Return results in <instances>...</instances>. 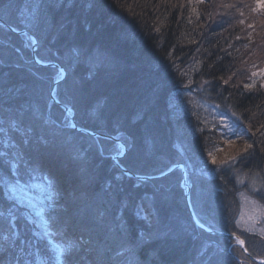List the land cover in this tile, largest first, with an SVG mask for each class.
I'll return each mask as SVG.
<instances>
[{
	"label": "trees",
	"instance_id": "16d2710c",
	"mask_svg": "<svg viewBox=\"0 0 264 264\" xmlns=\"http://www.w3.org/2000/svg\"><path fill=\"white\" fill-rule=\"evenodd\" d=\"M255 1L39 0L29 29L19 17L26 0H0V264L264 260V239L236 226V182L261 180L264 172V91L247 86L264 67V12ZM30 35L36 59H54L65 71L55 99L70 108L77 127L120 140L126 152L118 165L130 173L157 175L177 163L197 169L213 153L212 179L187 170L190 205L206 227L242 239L247 255L234 239L194 225L180 170L135 180L111 160L116 143L69 127L49 99L56 68L33 61ZM195 59L197 95L242 130L229 144L215 131L188 135L185 117L170 109ZM34 179L53 193L38 221L5 194ZM105 252L101 260L97 253Z\"/></svg>",
	"mask_w": 264,
	"mask_h": 264
},
{
	"label": "rangeland",
	"instance_id": "374dc122",
	"mask_svg": "<svg viewBox=\"0 0 264 264\" xmlns=\"http://www.w3.org/2000/svg\"><path fill=\"white\" fill-rule=\"evenodd\" d=\"M38 1L39 0H26L20 12L21 14L19 17L22 22L21 24L29 29L34 27V15L38 9ZM254 7L257 10L264 12V0H256L254 2ZM28 38L32 44V38ZM46 53L48 52L46 51ZM41 55L43 57L45 56L47 59L49 58V56L47 54L45 55V53H42ZM37 60L41 62L39 59ZM53 60L50 63H57V61ZM57 64L59 65V63ZM198 66L199 60L195 59L183 70L184 80L180 84L179 88L172 93L169 99L170 109L178 118L185 117L184 122H186V124L184 127H186L188 135H193L204 130L210 132L215 131L214 133L217 135L218 140L223 141L225 144H229L242 136V130L237 126L233 118L221 113L214 105L203 101L202 98L197 95L198 89L193 85V75ZM55 73L57 81L62 77V72L56 68ZM250 76L251 79L247 85L248 88L252 89L255 86H259L261 90L264 91V67L254 70ZM63 78H61L60 81H62ZM68 86L67 93L70 95V93H74L71 89V87H73L72 81L69 82ZM50 90L51 88L49 89V92ZM69 97L73 98L74 95ZM68 122L70 124L69 120ZM217 139L210 140L212 144L214 143L212 146H214L218 141ZM116 148L118 153L113 155H118L121 152V147L119 145L116 144ZM178 151L181 155H185L182 148L179 147ZM209 157V160H205V164H198L197 169L193 166H183L184 171L186 172V186H190L188 184L189 182H187V170H189L193 175L206 177L208 179H212L215 176L218 166L213 163V153H211ZM25 184L17 182L16 185L10 186L6 190L5 194L9 199L25 207L28 211V216L30 215L33 221H35V219L38 221L42 216V207L49 205L48 203L51 201L53 193L50 191L46 183L40 182L39 180L34 179L33 182H29L27 185ZM236 184L238 189L236 197L239 204V212L236 219L237 228L242 232L253 234L264 239V203H262V201H264V172L261 180L255 176L250 178L241 177L238 179ZM179 187L183 190L184 195L186 187L185 184L182 183L181 179ZM255 195H257L262 201ZM31 219L30 221H32ZM39 226L41 227L42 224H39Z\"/></svg>",
	"mask_w": 264,
	"mask_h": 264
},
{
	"label": "water",
	"instance_id": "95a60500",
	"mask_svg": "<svg viewBox=\"0 0 264 264\" xmlns=\"http://www.w3.org/2000/svg\"><path fill=\"white\" fill-rule=\"evenodd\" d=\"M11 32L17 34V35H24V34H27V31L25 30H15L13 29L12 27H7ZM31 38H32V44H31V56H32V59L33 61L39 65V66H50V67H54V68H57L58 70H60L62 72V77H64L65 75V72L63 70V68L61 66H59L57 63H41L39 62L36 57L34 56V51L36 49V40L35 38L30 35ZM61 78L57 81H54L53 84H52V87H51V90L49 92V99L51 102L57 104L64 112V115L67 116L68 120L70 121V124H69V127L74 129L75 131H78V132H81L83 134H86L90 137H93V138H100V139H106V140H109V141H113L114 143L118 144L120 147H121V152L118 154V155H111V160L117 164V160H119L123 155L124 153L126 152V148H125V145L119 141L117 138H115L114 136H110V135H104V134H101V133H98V132H94V131H91V130H88V129H83V128H79L77 127L75 124H74V120H73V117H72V114H70L71 110L70 108L62 105L61 103H59L53 96V92H54V88L56 86V84L61 80ZM120 170L122 171V173L126 176H129L135 180H138V181H145V180H153V179H159V178H162L166 175H168L169 173H171L172 171L174 170H177L179 169L180 172H181V179H182V183L185 184V191H184V200H185V204H186V207H187V212L189 214V217L190 219L192 220V222L194 223V225L204 231L205 233H208L212 236H216V237H224V238H231V239H234L237 241V244L240 246L241 249H243V245H241L240 241H242L239 237H237L235 234L233 233H223V232H218V231H214V230H211L210 228L206 227L205 225H203L202 223H200L198 221V219L196 218L195 214H194V211L190 205V202H189V186L187 185L186 186V172L184 171V167L181 163H177L175 164L173 167H171L170 169H168L167 171H164L160 174H157V175H151V176H142V175H136V174H132L130 172H128L126 169H124L123 167H121L120 165H117ZM256 261V260H254ZM264 261V260H263ZM258 263H261L262 261H256Z\"/></svg>",
	"mask_w": 264,
	"mask_h": 264
},
{
	"label": "bare ground",
	"instance_id": "6f19581e",
	"mask_svg": "<svg viewBox=\"0 0 264 264\" xmlns=\"http://www.w3.org/2000/svg\"><path fill=\"white\" fill-rule=\"evenodd\" d=\"M75 124V123H74ZM211 230H213V229H211ZM215 231V230H214ZM220 238H224V237H220ZM226 239H231V238H226ZM235 245H237L239 248H240V246L237 244V242L235 241ZM241 249V248H240ZM242 251H243V253H245L246 255H247V253H246V251H245V249H244V242H243V249H241ZM250 259H251V261H253L254 263H257V264H261V263H258V262H256L257 260L258 261H263L262 259H257V258H254V257H251L250 256ZM254 260H256V261H254Z\"/></svg>",
	"mask_w": 264,
	"mask_h": 264
},
{
	"label": "snow or ice",
	"instance_id": "6c2138e0",
	"mask_svg": "<svg viewBox=\"0 0 264 264\" xmlns=\"http://www.w3.org/2000/svg\"><path fill=\"white\" fill-rule=\"evenodd\" d=\"M240 243H241V245H243V241H240ZM97 255L100 256L101 260H102L103 256L106 255V252L105 253H97ZM261 264H264V261H262Z\"/></svg>",
	"mask_w": 264,
	"mask_h": 264
}]
</instances>
